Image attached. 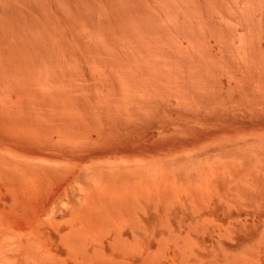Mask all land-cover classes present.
<instances>
[{"label": "bare ground", "instance_id": "1", "mask_svg": "<svg viewBox=\"0 0 264 264\" xmlns=\"http://www.w3.org/2000/svg\"><path fill=\"white\" fill-rule=\"evenodd\" d=\"M262 42L264 0H0V264H264Z\"/></svg>", "mask_w": 264, "mask_h": 264}, {"label": "rangeland", "instance_id": "2", "mask_svg": "<svg viewBox=\"0 0 264 264\" xmlns=\"http://www.w3.org/2000/svg\"><path fill=\"white\" fill-rule=\"evenodd\" d=\"M259 45H261V47L260 48H258L259 47ZM257 46V47H256ZM255 49L254 50H256V51H258L257 53H256V51H255V54L256 55H258V56H260V58H261V62H260V58H259V60L257 59V57H256V55H254L256 58H255V60L257 59V61H255V63H257V62H260V64L262 63V68L264 67V43L262 42L261 44H258V45H255ZM257 48H258V50H257ZM262 51V52H261ZM263 59V60H262ZM256 67H257V65H255V69L254 70H257V72L256 73H252V74H250V75H252V77H250L251 78V80H252V82H251V80L249 81V82H251L252 83V85H250V87L251 88H249V86H248V91H250V95H249V101H250V99H251V102H249L250 104H249V106H251L249 109L251 110H249V112H250V125H249V127H245V124L242 126L241 125V127H242V130L244 129L243 127H245V129H244V134H242V136L243 135H247V133H248V137H247V142L248 143H251L252 144V146L254 147V148H250V149H255L256 150V152H258V153H256V154H259V153H262V151H259V149L260 148H263L264 149V72H263V70L264 69H262V70H260L261 71V73H263V75L261 74V73H258V72H260L259 71V65H258V68L256 69ZM258 73V74H257ZM261 74V75H260ZM257 76V77H256ZM260 79V80H259ZM258 81V82H257ZM240 85H242V84H240ZM258 85H260V87L258 86ZM263 85V86H262ZM241 87V86H240ZM250 89V90H249ZM236 92H234V91H232V92H234L236 95H234V97H237V98H234L233 97V100H228V99H231V97L233 96V94L234 93H230V95H231V97H229L228 96V98H227V102L228 103H232V106L233 107H235V108H239V109H241V110H243V106L245 105V101H244V96H243V93L242 94H240V91H241V89H239V91H237V89L235 90ZM239 92V93H238ZM238 93V94H237ZM262 93V94H261ZM237 95H242L243 96V98H242V96H241V98L239 97L238 98V96ZM250 96H251V98H250ZM261 97V98H260ZM263 97V98H262ZM239 99V100H238ZM241 99H242V102H241ZM263 99V100H262ZM226 100V99H225ZM231 101V102H230ZM233 101L235 102V103H233ZM227 102H225V103H227ZM239 102V103H238ZM233 104H236L235 106L233 105ZM243 106H242V105ZM241 107H243V108H241ZM237 108V109H238ZM252 108V109H251ZM241 110H235L236 111V113L239 115V113L241 114L242 112H241ZM259 112H261V113H259ZM240 116V115H239ZM259 116V117H258ZM256 119V120H255ZM248 126V125H247ZM239 128H240V126H239ZM239 128H238V130H239ZM246 128H248V129H246ZM241 129V128H240ZM237 130V132L238 133H235L234 135H232V137L234 136V140L237 138V137H235V136H239V137H242V136H240L241 135V132H243L242 130H239L238 131ZM249 132H248V131ZM245 132H247L246 134H245ZM239 134V135H238ZM259 135V136H258ZM238 137V138H239ZM242 139V138H241ZM245 139H246V137H245ZM238 140V139H237ZM251 141V142H250ZM234 142H237V146L239 147V144H240V142H241V140H240V138H239V141H234ZM243 142V141H242ZM241 142V143H242ZM251 144H250V146H251ZM249 145V144H248ZM251 146V147H252ZM257 146V147H256ZM257 148H259L258 150H257ZM262 149V150H263ZM254 150V151H255ZM254 151H250L251 153L249 154V155H252V154H254ZM264 151V150H263ZM255 155V154H254ZM254 155H252L253 157H255ZM258 156V155H257ZM260 156H262V162H260V163H263L264 164V152L260 155ZM260 156H258L257 157V160H260L261 159V157ZM241 158H242V156H241ZM240 158V159H241ZM249 158V157H248ZM250 158H251V156H250ZM239 159V158H238ZM253 159V158H252ZM256 158H254L253 159V161H255V163H257L258 161H256L255 160ZM241 160H244V156H243V158L241 159ZM251 160V159H250ZM249 160V161H250ZM248 161V162H249ZM253 161H251V162H253ZM242 162V161H241ZM247 162V160H246V164L248 163ZM245 163H244V165H245ZM255 163H253L254 164V166H255ZM253 164H252V167H253V169H254V166H253ZM263 164H261V169H262V167H264V165ZM248 165V164H247ZM250 165H251V163H250ZM245 167H247L246 165L245 166H243V168H245ZM252 167H247L248 169H247V171H253L252 170ZM257 167L258 168H260V164L258 165L257 164ZM256 166H255V169H258ZM246 169V168H245ZM244 169V170H245ZM255 171V170H254ZM253 171V173H251V175H250V177L249 178H251V177H254L253 176V174L255 175L256 173ZM256 171H259V169L258 170H256ZM262 171H264V169L262 170ZM262 171H259V172H261L260 173V178L262 179V176L264 175V172H262ZM245 172V171H244ZM246 173H248L249 174V172H246ZM245 173V174H246ZM263 173V175L261 176V174ZM258 174V173H257ZM257 174H256V176H257ZM247 175V174H246ZM259 175V174H258ZM248 176V175H247ZM259 177H256V178H254L255 180H256V182H255V180H254V182L257 184V183H261L262 181H260V182H258L257 180H259L260 178ZM264 177V176H263ZM259 178V179H258ZM264 179V178H263ZM262 179V180H263ZM252 181H253V179H252ZM254 183V186L256 185ZM252 184V183H251ZM263 185H264V180H263ZM263 185H262V183H261V185L260 186H258V185H256V186H258L257 187V189L259 188V187H262L261 189H258L259 191H260V194L259 195H263L262 193L264 192H262V190H264V188H263ZM252 186H253V184H252ZM253 186V187H254ZM253 187H252V189H253ZM255 189H256V187H255ZM255 190V191H257V193L259 192L258 190ZM254 191V192H255ZM262 192V193H261ZM255 194H256V192H255ZM232 254V253H231ZM234 254V253H233Z\"/></svg>", "mask_w": 264, "mask_h": 264}]
</instances>
